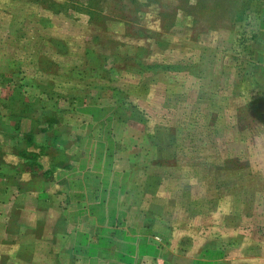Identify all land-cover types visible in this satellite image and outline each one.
<instances>
[{"label": "rangeland", "instance_id": "374dc122", "mask_svg": "<svg viewBox=\"0 0 264 264\" xmlns=\"http://www.w3.org/2000/svg\"><path fill=\"white\" fill-rule=\"evenodd\" d=\"M263 10L0 0V264H264Z\"/></svg>", "mask_w": 264, "mask_h": 264}, {"label": "crops", "instance_id": "0c3cea01", "mask_svg": "<svg viewBox=\"0 0 264 264\" xmlns=\"http://www.w3.org/2000/svg\"><path fill=\"white\" fill-rule=\"evenodd\" d=\"M264 11V10H263ZM258 31V40H259V42H260V46H261V58L263 57L264 58V13L262 14V17H261V19H260V25H259V30H257ZM88 216H84V219H86ZM88 219V218H87ZM93 222H91V224H92ZM88 226H90V225H88ZM143 241V240H142ZM141 247V246H140ZM140 247H138L137 249H136V251H134V252H136L137 254L139 253V256H143L145 259H150V258H154L155 256H153V255H149V253H143L142 251H141V249H140ZM133 258H134V254H132L131 255ZM133 258H131V259H128V260H126V259H123V261H127V262H132V260H133ZM121 264H132V263H126V262H121Z\"/></svg>", "mask_w": 264, "mask_h": 264}, {"label": "trees", "instance_id": "16d2710c", "mask_svg": "<svg viewBox=\"0 0 264 264\" xmlns=\"http://www.w3.org/2000/svg\"><path fill=\"white\" fill-rule=\"evenodd\" d=\"M22 154L27 155V152L24 150ZM30 154L34 157V161H36V158L38 157L39 152L35 151V152H31ZM36 164L40 165L39 162H37ZM121 260H122V258H121Z\"/></svg>", "mask_w": 264, "mask_h": 264}]
</instances>
